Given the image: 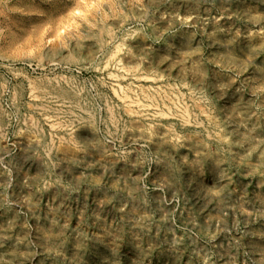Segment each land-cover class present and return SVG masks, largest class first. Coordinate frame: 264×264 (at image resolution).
Here are the masks:
<instances>
[{"label":"rangeland","instance_id":"1","mask_svg":"<svg viewBox=\"0 0 264 264\" xmlns=\"http://www.w3.org/2000/svg\"><path fill=\"white\" fill-rule=\"evenodd\" d=\"M0 264H264V0H0Z\"/></svg>","mask_w":264,"mask_h":264}]
</instances>
